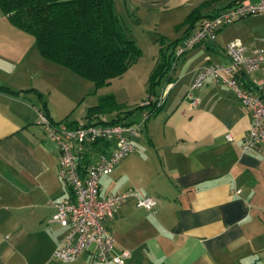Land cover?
I'll list each match as a JSON object with an SVG mask.
<instances>
[{
    "label": "crops",
    "instance_id": "1",
    "mask_svg": "<svg viewBox=\"0 0 264 264\" xmlns=\"http://www.w3.org/2000/svg\"><path fill=\"white\" fill-rule=\"evenodd\" d=\"M240 1L113 0L127 35L144 21L161 23L152 17L159 10L171 29L161 36L174 35L172 45H159L169 44L164 51L172 58L154 89L158 95L170 85L165 101L153 114L141 109L134 150L100 178L101 194L132 193L104 222L114 252L130 251L123 264H264V150L240 149L250 110L221 81L208 79L194 89L195 105L187 96L202 66L229 63L224 46L232 39H223L221 27L214 40L196 44L175 62L172 56L204 17ZM196 7L200 18L191 25L187 16ZM235 38L249 47L264 41ZM63 74L77 80L75 72L43 57L34 36L0 9V264H95L94 247L73 261L52 257L66 227L51 215L70 189L59 173L58 144L38 122V112L45 110L53 121L67 117L72 102L64 105L61 98ZM236 76L241 86L262 94L261 70ZM93 105L81 110L79 120H67H107L102 113L86 116ZM147 196L156 200L155 211L137 206V198Z\"/></svg>",
    "mask_w": 264,
    "mask_h": 264
},
{
    "label": "built area",
    "instance_id": "2",
    "mask_svg": "<svg viewBox=\"0 0 264 264\" xmlns=\"http://www.w3.org/2000/svg\"><path fill=\"white\" fill-rule=\"evenodd\" d=\"M261 12H264V0H242L204 17L196 28L185 35L183 45L175 48L173 61L196 44L214 40L221 27ZM224 52L229 63L202 66L187 96L195 105L198 99L192 91L208 79L227 84L250 110L251 125L240 137V149L264 150V41L260 46L249 47L240 38H234L225 44ZM257 69L262 71V77L257 82L262 94L241 86L236 76L241 70L250 72ZM169 87L167 85L161 94H149L141 104L160 106ZM38 116V122L58 144L59 173L70 189L68 197L55 202L51 215L52 221L66 227L62 241L52 251V257L65 262L73 261L93 245L95 264H123L130 251L114 252L115 239L104 222L132 193L127 190L101 194L100 178L111 174L115 166L134 150L131 137L140 132L142 124L111 122L104 118L76 123L53 121L42 110H39ZM225 137L228 140L234 138L230 133H226ZM136 204L155 211L156 200L150 196L139 197Z\"/></svg>",
    "mask_w": 264,
    "mask_h": 264
},
{
    "label": "trees",
    "instance_id": "3",
    "mask_svg": "<svg viewBox=\"0 0 264 264\" xmlns=\"http://www.w3.org/2000/svg\"><path fill=\"white\" fill-rule=\"evenodd\" d=\"M0 9L13 24L34 36L43 57L93 80L96 86L121 76L141 54L115 14L113 0H0ZM199 9L187 16L191 25L200 18ZM166 47L160 48V59L150 73L149 94H154L159 77L171 66ZM107 99L105 96L89 106L86 116L102 113ZM140 107L153 113L161 106Z\"/></svg>",
    "mask_w": 264,
    "mask_h": 264
},
{
    "label": "rangeland",
    "instance_id": "4",
    "mask_svg": "<svg viewBox=\"0 0 264 264\" xmlns=\"http://www.w3.org/2000/svg\"><path fill=\"white\" fill-rule=\"evenodd\" d=\"M117 6V10H118ZM165 11L159 10L154 12L152 17L158 19L163 18L161 23L154 24L151 20L144 21L140 27L133 26V29L127 31L128 36L132 38L135 43L141 48V54L133 61L130 66L124 71L121 76L113 78L108 84L96 86L94 81L76 73L75 78L68 79L64 74L62 75L61 98L64 105L69 102L71 110L67 117L62 120H79L84 115L81 111L85 106L91 104H98L101 98L107 96L105 101V109L102 116H105L108 121L112 117H118V121L122 123H137L141 117L140 104L149 95V76L150 71L153 70L154 61L159 57V45L170 41L173 44V36L162 37L163 34H171L169 29V22L165 20ZM146 27V28H143ZM223 34V39H234L235 37L255 38L264 36V12L251 14L240 18L226 26L219 32ZM172 42V43H171ZM166 44L165 46H168ZM159 48V49H158ZM152 69V70H151ZM96 90H98L96 92ZM96 93L92 94L93 92ZM95 99V100H94ZM94 102V103H92ZM67 107V106H64ZM145 108V107H144ZM153 114V113H152ZM94 121L95 119H91ZM93 247V245H91Z\"/></svg>",
    "mask_w": 264,
    "mask_h": 264
}]
</instances>
